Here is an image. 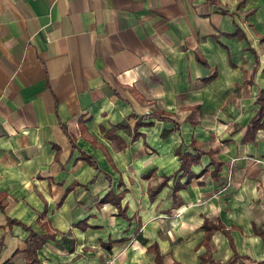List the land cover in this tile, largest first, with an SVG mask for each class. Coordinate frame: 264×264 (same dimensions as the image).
Here are the masks:
<instances>
[{
	"label": "crops",
	"instance_id": "1",
	"mask_svg": "<svg viewBox=\"0 0 264 264\" xmlns=\"http://www.w3.org/2000/svg\"><path fill=\"white\" fill-rule=\"evenodd\" d=\"M213 1L0 0V264L30 230L40 264L264 260V0Z\"/></svg>",
	"mask_w": 264,
	"mask_h": 264
},
{
	"label": "trees",
	"instance_id": "2",
	"mask_svg": "<svg viewBox=\"0 0 264 264\" xmlns=\"http://www.w3.org/2000/svg\"><path fill=\"white\" fill-rule=\"evenodd\" d=\"M211 4H215L216 2L213 0H210ZM223 13L228 12L225 10H222ZM231 13V12H230ZM237 34V30L233 33ZM198 60L205 64V62L198 57ZM213 75L208 76L206 78L210 79ZM245 82H248L246 79ZM255 103L258 105V108L255 112V114L252 116L250 121L246 125L245 133L243 136L244 141H251L254 139V135L257 131V129L264 127V92L261 91L255 98ZM152 114L148 113L145 115V117L150 116ZM161 117V116H158ZM116 126H125L123 122L118 123ZM108 137H110L114 143L116 144V148L122 149L125 146V143L116 135H114L111 132L107 133ZM176 154L178 155L179 159V175L180 176H186L188 181L192 177V172L190 171V165L198 160V154H190L188 152H180V150L177 148L175 150ZM86 161L90 162L92 165L95 166V162L90 157H85ZM212 162H215L212 160ZM178 184H176L173 188V198H176V190H177ZM154 191L150 192V194L153 195ZM114 204L117 207H120L119 199H115ZM0 206H3V204L0 203ZM123 212V211H122ZM28 228L27 226H24ZM203 227L205 228V235H204V242H207L209 240V237L211 235V232L214 229L220 228L218 224H210V223H203ZM29 229V228H28ZM46 238V235H38L34 233L33 231H29L27 237H26V262L27 264H40L39 261L36 258V249L39 248ZM147 251L153 253V260L155 264H163V255L159 251L156 243H153L147 247ZM205 258H203L204 260ZM244 259H249L248 257L239 255L234 251L232 256L228 258L227 260L220 262L216 261L215 264H245ZM250 260V259H249ZM256 264H264V260H258L254 261Z\"/></svg>",
	"mask_w": 264,
	"mask_h": 264
},
{
	"label": "built area",
	"instance_id": "3",
	"mask_svg": "<svg viewBox=\"0 0 264 264\" xmlns=\"http://www.w3.org/2000/svg\"><path fill=\"white\" fill-rule=\"evenodd\" d=\"M112 260L110 258H106L103 260V262L101 264H111Z\"/></svg>",
	"mask_w": 264,
	"mask_h": 264
}]
</instances>
